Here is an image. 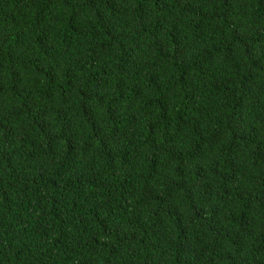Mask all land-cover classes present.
<instances>
[{
    "label": "trees",
    "instance_id": "16d2710c",
    "mask_svg": "<svg viewBox=\"0 0 264 264\" xmlns=\"http://www.w3.org/2000/svg\"><path fill=\"white\" fill-rule=\"evenodd\" d=\"M0 264H264V0H0Z\"/></svg>",
    "mask_w": 264,
    "mask_h": 264
}]
</instances>
